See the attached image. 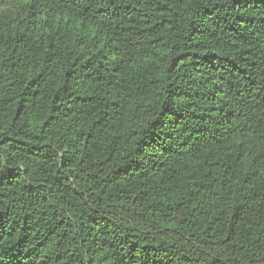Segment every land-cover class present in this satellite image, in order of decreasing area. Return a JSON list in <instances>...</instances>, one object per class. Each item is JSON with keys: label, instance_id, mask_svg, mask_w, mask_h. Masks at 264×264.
I'll return each instance as SVG.
<instances>
[{"label": "trees", "instance_id": "1", "mask_svg": "<svg viewBox=\"0 0 264 264\" xmlns=\"http://www.w3.org/2000/svg\"><path fill=\"white\" fill-rule=\"evenodd\" d=\"M0 264H264V0H0Z\"/></svg>", "mask_w": 264, "mask_h": 264}]
</instances>
